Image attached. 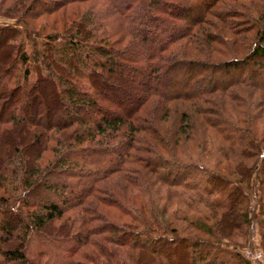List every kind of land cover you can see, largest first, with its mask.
I'll list each match as a JSON object with an SVG mask.
<instances>
[{
    "label": "trees",
    "instance_id": "trees-1",
    "mask_svg": "<svg viewBox=\"0 0 264 264\" xmlns=\"http://www.w3.org/2000/svg\"><path fill=\"white\" fill-rule=\"evenodd\" d=\"M0 18V264H45L31 234L65 245L56 264H249L227 247L255 224L264 254V0Z\"/></svg>",
    "mask_w": 264,
    "mask_h": 264
},
{
    "label": "rangeland",
    "instance_id": "rangeland-1",
    "mask_svg": "<svg viewBox=\"0 0 264 264\" xmlns=\"http://www.w3.org/2000/svg\"><path fill=\"white\" fill-rule=\"evenodd\" d=\"M166 1H173V2H180L181 4L187 6L191 4V0H166ZM172 19L173 17L167 16L166 15V19ZM210 19V18H209ZM5 23L7 22V20L1 19L0 18V23ZM8 23V22H7ZM186 40H179L177 42L179 43H184ZM177 42L171 46L169 49H174L177 45ZM186 43H190V42H186ZM185 46L188 47L190 45ZM191 44V43H190ZM204 47L205 50L207 51H211L210 47L207 46H202V48ZM30 78H33V75L30 76ZM261 155H258V158L260 159ZM264 199V198H263ZM258 226L253 227L252 233H248L246 236V242L244 245L236 247V248H232L230 246H228L227 248L230 250H233L234 252L236 251L240 257H242V259H244L245 261H247L249 264H264V254L262 252V250L260 249L259 246V242H260V237L258 235ZM180 233V231L178 232V234ZM177 234V235H178ZM180 235V234H179ZM206 238V237H204ZM245 239H234L232 240L230 243L226 242V241H222L220 242L223 245H225L226 243L229 244H238L241 245V243L245 240ZM59 247V248H57ZM63 247H65L64 244H60L58 243V246H56V244L53 242H49L44 236L39 235V234H31L29 235L27 244H26V248H25V254L28 257V259L31 260H36L37 257L39 256L40 253H45L47 256H45L42 261H44L45 264H56V256L59 255L60 252H62L61 250L63 249ZM92 250V249H91ZM260 254V257H254L257 254ZM118 254L120 255V257L124 260L125 264H136V255L134 253H132V257H126L125 254H129V252H127L126 250H124L123 248L121 250L118 251ZM130 255V254H129ZM178 258H175L176 261L180 262V254L178 252H175V254ZM175 256V257H176ZM120 259V258H119ZM171 260H175L173 256H171L170 258ZM146 260V257L142 256L140 261Z\"/></svg>",
    "mask_w": 264,
    "mask_h": 264
},
{
    "label": "built area",
    "instance_id": "built-area-1",
    "mask_svg": "<svg viewBox=\"0 0 264 264\" xmlns=\"http://www.w3.org/2000/svg\"><path fill=\"white\" fill-rule=\"evenodd\" d=\"M254 257H257V258H259L260 257V254L258 253L257 255H255Z\"/></svg>",
    "mask_w": 264,
    "mask_h": 264
}]
</instances>
